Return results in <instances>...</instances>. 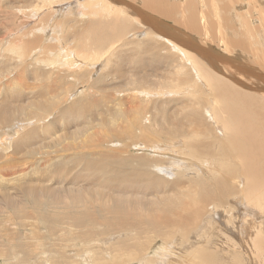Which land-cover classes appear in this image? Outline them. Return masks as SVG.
Returning a JSON list of instances; mask_svg holds the SVG:
<instances>
[{
	"label": "bare ground",
	"instance_id": "1",
	"mask_svg": "<svg viewBox=\"0 0 264 264\" xmlns=\"http://www.w3.org/2000/svg\"><path fill=\"white\" fill-rule=\"evenodd\" d=\"M6 3L0 264H264V0Z\"/></svg>",
	"mask_w": 264,
	"mask_h": 264
},
{
	"label": "rangeland",
	"instance_id": "2",
	"mask_svg": "<svg viewBox=\"0 0 264 264\" xmlns=\"http://www.w3.org/2000/svg\"><path fill=\"white\" fill-rule=\"evenodd\" d=\"M8 0H1L0 1V3H1V6H2V9H4V8H6V6H7V2ZM5 4H6V6H5ZM2 9H0V36H7V35H4L5 33H7L8 31L10 32V33H12V32H14L16 29V27L17 26H19L18 24V22H16L13 18H12V14L10 13L11 12V10H9V9H7L5 12H2L1 10ZM8 11V12H7ZM45 14V13H44ZM43 13L41 14V16H40V19L42 18V17H44L43 15H44ZM8 17H10L11 19H9ZM35 17H30V18H26V20H25V22H23V24H22V26L24 27V28H28V27H31V25H32V23H34V21H35V19H34ZM64 19V18H63ZM10 21V22H9ZM29 21V22H28ZM38 21V20H37ZM13 22H14V24H13ZM15 22H16V24H15ZM29 23V24H28ZM167 23H170L171 24V22H167ZM14 26H13V25ZM38 26H39V28H41V27H43V26H45V27H49L50 29H51V32L53 31V27H54V22L52 21V19L51 18H43L42 20H40L38 23ZM56 24V26H57V28L51 33V39L50 40H48V41H46V42H44V39H43V37L45 36V33L44 32H42L40 29H38V30H36V32H35V34H36V36H37V42L35 43V45H37L38 43H39V41H40V43H41V45L39 46V47H41V49H42V47H43V45L44 44H46L47 46H48V53H52L53 54V56H54V58H58V59H64L65 60V56L67 55V51H70V50H72L73 48H75L76 47V44L74 45L73 44V41H72V39H65L64 38V36H63V34H62V32H61V30H60V27H59V24L56 22L55 23ZM9 25H12V26H9ZM29 25V26H28ZM27 26V27H26ZM13 29H15V30H13ZM14 34V33H13ZM15 35V34H14ZM17 35V34H16ZM142 36H144V35H142ZM141 36V37H142ZM39 45V44H38ZM98 75V73L96 74V76ZM67 80H72V79H67ZM153 91V90H152ZM71 92V91H70ZM73 92H76V91H74L73 90ZM156 92V91H155ZM59 93H60V91H59ZM158 93L156 92V95H154L155 97H158V95H157ZM82 95V94H81ZM60 96V95H59ZM72 96V95H71ZM154 96H152V97H154ZM79 97H81L80 95L79 96H77V97H75V98H79ZM141 97H144V96H141ZM72 98V97H71ZM165 98V99H164ZM152 100V98L150 97V98H147V97H145L144 99H143V101H141L140 102V105L141 106H143L145 103H143L145 100ZM168 100V98L167 97H163L162 98V100H161V98H157V101H159V102H161V103H164V101H167ZM159 102L157 103V104H159ZM83 151H86V149H81V148H75V149H69V150H64L63 151V153H65V155H68V157L69 158H75V154H80L81 152H83ZM33 210V211H32ZM37 211V209H35V208H33L32 206H30L29 207V211H32V212H35V211ZM244 211V210H243ZM49 212H50V209L47 211V213L46 214H49ZM250 219H248V223L247 224H253V220H252V218L251 217H249ZM249 224V225H250ZM251 226V225H250ZM246 228H247V226H246ZM253 230V229H252ZM245 232H247L245 235H247L248 236V238H249V240L250 241H252V236H251V234H250V230L249 229H247ZM251 237V238H250ZM247 238V239H248ZM243 240H245V239H243ZM160 243H162V240H159L158 241V245H157V247L160 245ZM246 257H244V259H245ZM246 260V259H245ZM244 262H246V264L248 263V260L247 261H244ZM259 264V261L257 260L256 261V264ZM248 264H255L254 262L252 263L251 261H249V263Z\"/></svg>",
	"mask_w": 264,
	"mask_h": 264
}]
</instances>
